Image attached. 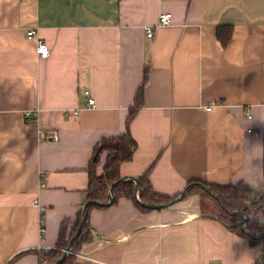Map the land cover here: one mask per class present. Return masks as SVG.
Masks as SVG:
<instances>
[{
  "label": "crops",
  "instance_id": "1",
  "mask_svg": "<svg viewBox=\"0 0 264 264\" xmlns=\"http://www.w3.org/2000/svg\"><path fill=\"white\" fill-rule=\"evenodd\" d=\"M147 65L122 176L149 171L170 195L192 181L264 189V0H0V264L75 229L95 147L126 131ZM218 209L197 194L147 212L126 197L93 207L77 264H259L264 242ZM36 251L11 264H39Z\"/></svg>",
  "mask_w": 264,
  "mask_h": 264
},
{
  "label": "trees",
  "instance_id": "2",
  "mask_svg": "<svg viewBox=\"0 0 264 264\" xmlns=\"http://www.w3.org/2000/svg\"><path fill=\"white\" fill-rule=\"evenodd\" d=\"M218 37L222 44L227 46L232 38V26L225 25L223 28L219 27ZM148 72L149 67L147 65L145 70V81L137 93V103L130 110V114L126 121V131L117 136L103 138L95 147L93 160L89 169L87 201L108 202L110 200L113 184L122 178L121 165L124 162L131 161L134 157L138 143L131 133L130 123L142 104L144 85L148 79ZM104 152H107L106 164L103 171L98 172L97 167ZM138 178L140 180L139 199L135 197V181L126 179L118 182L114 186L115 200L113 203H116L122 197H126L132 199L140 210L147 212L153 209H162L165 204L171 205L188 198L190 195L197 194L203 199H212L219 206V215L234 227L241 229L239 227V222L245 218L243 214H247L249 219L247 222L248 232H245L246 236H248L254 244L264 242V231L259 226V218L264 212V189L261 187H250L242 182L235 184H218L192 181L189 185L194 182H201L206 188L192 186L188 189L186 195L181 197L183 191L173 195L156 191L150 179L149 171ZM251 192H254V196H251ZM93 207L103 208L105 206H89L87 220L83 224L81 232L75 238L71 252L61 264H77L78 255L82 247L92 240L93 232L90 226V210ZM83 209L79 212L75 229L69 236L65 223H63L59 240L55 247L42 251H23L17 254L7 264H11L20 258L22 254L29 251H36L39 257V264L52 263L61 258L70 239L81 225Z\"/></svg>",
  "mask_w": 264,
  "mask_h": 264
},
{
  "label": "built area",
  "instance_id": "3",
  "mask_svg": "<svg viewBox=\"0 0 264 264\" xmlns=\"http://www.w3.org/2000/svg\"><path fill=\"white\" fill-rule=\"evenodd\" d=\"M172 19H173L172 12L163 11V12H161L159 14V17H158V25H160V26L169 25V24H171ZM147 31H148V33H147L148 36H152L153 35V27H148L147 28ZM28 37L31 38V39L32 38L37 39L36 50H37V53L41 57H47L49 55L50 49H49V46H48L47 42L44 41L43 39L39 38L37 36L36 31L34 29H30L28 31ZM84 92H85L86 96L88 97V100H87L88 101V105L89 106H94L96 104V101H95V98L93 97V95L91 93V90L90 89H85ZM223 103L224 102L221 99H219L217 101V104L216 105H221ZM213 107H214V105H209L208 106V109H211ZM70 112H73L74 114L77 113L76 110L75 111H70ZM26 115H27V118H29L31 121H34L35 120V118L33 116H31V113L30 112L27 113ZM248 117L251 118L252 115L249 113L248 114ZM54 138L55 139H58L59 138L58 133H55L54 134ZM37 204H39L38 201H37ZM40 209H41L42 212H44L46 208L44 206H40ZM44 232H45V225H44V218H43L41 220V233L44 234ZM259 264H264V254H263V257H262L261 261L259 262Z\"/></svg>",
  "mask_w": 264,
  "mask_h": 264
},
{
  "label": "water",
  "instance_id": "4",
  "mask_svg": "<svg viewBox=\"0 0 264 264\" xmlns=\"http://www.w3.org/2000/svg\"><path fill=\"white\" fill-rule=\"evenodd\" d=\"M126 179H132L135 181L136 185H135V197L137 199H139V187H140V180L138 177L136 176H131V175H127V176H122V178L118 181H123V180H126ZM118 182H115L111 188V193H110V200L108 202H97V201H93V200H89L85 203L84 205V209H83V218H82V222H81V225L78 227L76 233L73 235V237L70 239L69 243H68V246L64 249L63 251V254L61 256V258H59L58 260L52 262V263H46V264H61L65 258L67 257V255L71 252V249H72V245H73V242L75 240V238L79 235V233L81 232L82 230V227H83V224L86 222L87 220V213H88V208L89 206H92V205H103V206H109L111 204H113L114 200H115V195H114V186L118 183ZM192 186H200V187H203V188H206V186L201 183V182H194L190 185H188L186 187V189L183 191L182 196L186 195L187 191L189 188H191ZM151 206V205H149ZM169 206L168 204H165L164 207H167ZM244 215V219L242 221L239 222V227L241 229H243L244 231L248 232V229H247V222H248V219H249V216L247 214H243Z\"/></svg>",
  "mask_w": 264,
  "mask_h": 264
},
{
  "label": "rangeland",
  "instance_id": "5",
  "mask_svg": "<svg viewBox=\"0 0 264 264\" xmlns=\"http://www.w3.org/2000/svg\"><path fill=\"white\" fill-rule=\"evenodd\" d=\"M261 224L264 226V212L263 215L261 216Z\"/></svg>",
  "mask_w": 264,
  "mask_h": 264
}]
</instances>
